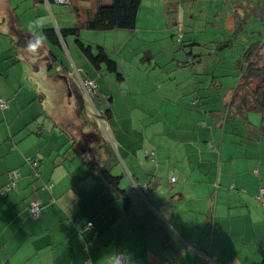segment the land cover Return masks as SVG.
<instances>
[{
	"label": "crops",
	"instance_id": "obj_1",
	"mask_svg": "<svg viewBox=\"0 0 264 264\" xmlns=\"http://www.w3.org/2000/svg\"><path fill=\"white\" fill-rule=\"evenodd\" d=\"M82 1H71L80 22L88 10L110 0ZM222 1L227 16L223 25L213 23L219 26L211 33L216 40V33L224 32L220 43L232 52L227 33L248 27L242 18L255 1L237 0L246 3L242 11L231 6L236 0ZM50 4L0 0V56L9 54L0 57V101L6 103L0 108V191L13 178L15 184L0 193V264H112L117 253L126 257L125 264H264V195L256 199L264 188V116L239 113L233 97L238 79L227 77L234 68L218 76L229 79L217 82L211 68L200 70L204 62H192L191 83L175 81L158 97L148 92L133 106L110 95V147L96 129L66 117L81 113L70 75L61 77L59 90L67 98V115L56 120L46 105L51 90L43 84L51 80L52 49L41 29L51 26L45 12H51ZM208 15L221 18V11L213 8ZM258 24L244 31L260 39L249 37L242 49L263 40L264 17ZM32 77L38 85L25 90L22 82ZM41 115L49 122L39 120ZM107 154L127 165L135 190L147 186L144 198L159 217L137 190L134 201L123 189L130 204L125 209L108 189L100 174ZM116 176L120 185L123 178ZM32 201L40 204L37 220L28 217ZM87 221L97 237L85 229Z\"/></svg>",
	"mask_w": 264,
	"mask_h": 264
},
{
	"label": "rangeland",
	"instance_id": "obj_2",
	"mask_svg": "<svg viewBox=\"0 0 264 264\" xmlns=\"http://www.w3.org/2000/svg\"><path fill=\"white\" fill-rule=\"evenodd\" d=\"M80 1L82 2L81 4H85L84 1ZM215 1L141 0L134 29H117L105 32L87 29L80 30L79 38L85 45H90L93 51H95L96 46L104 48L108 57L115 62L116 72L122 75V80H118L115 73L106 71L104 64L100 66V70H95L74 44L73 37H66L64 45L61 47L51 45L52 53L56 56V59L51 61V69L48 71L51 75V80L43 84V86L51 90L49 92L51 102L46 100V105L51 108L52 117L59 120V117L67 115L65 112L68 106L64 105V102L67 104V98L64 97L63 92L59 91L64 89L61 77L67 78V75H70L75 70L80 77L90 79L85 76L88 73L92 77L90 80L96 85L91 94L90 101L85 102V107L80 111L79 116L68 115L66 117L71 119L70 121H76L78 124L81 122L87 124V126L90 125L92 129H96L101 134V137L103 136V139L110 147H113L109 127L111 124L106 119L108 116L106 109H110L113 106V104L109 106L110 103H108L107 97L110 95L113 96L114 102L118 101L120 103L119 100L123 99L126 103L133 106L140 104L148 92H151L150 98L154 99L164 92L166 88H171L176 82L186 84L190 81L191 83V74H196V70H192L194 68L192 64H185L188 57L192 59V62H196V64L204 62V66L199 65L200 70L202 68L205 70L211 68L214 71L213 74L217 77V82L229 79L218 76L227 71L230 72L229 70L231 69L233 70V59H236L237 54L240 55L243 50L242 45L244 43V45L247 44L249 37H253L249 39L250 41H257L261 37L257 33L247 34L244 30L248 29L247 32H249L252 27L260 28L258 23L260 18L264 17V0L259 1L260 3L258 4L257 0H254L255 4L250 6L251 10H247V16L242 18L246 21L247 28H240V30L236 29V32L233 30L227 33V35L233 37L231 38V43L233 44L232 52L231 49L224 47L225 44L220 43L222 37L226 36L224 32L218 31L216 33V40L211 33L212 28L224 24L223 18L227 16L226 4L222 0L217 3ZM241 3L246 4L244 1L236 0L231 2V6L237 7L239 11H242ZM24 8L27 12L25 13V17H28L29 10L26 7ZM49 8H51V12L49 13L46 9L45 12L51 21V26L58 29L73 25L74 14L67 2L52 3L49 5ZM213 8L221 11V18L219 16L216 18L210 17L208 15V11ZM37 9L41 10L44 8L39 6ZM232 12L236 11L232 10ZM81 16H83L82 13ZM213 23H219V25ZM205 35L208 36V40L205 39ZM65 43L68 44V50ZM3 55L8 56L9 54L2 53L1 56L3 57ZM43 56L46 55L40 54V58ZM73 65L82 66L79 69ZM14 73H17L19 78H22L19 70ZM231 74L227 77H232V80L236 83L238 79L235 76L236 71L233 70ZM208 77L211 78L212 76L209 75ZM32 79L28 80L25 78L21 86L25 90L32 91L33 85H38L33 77ZM208 85L210 84L206 85V91L212 88ZM200 87H203L202 83H200ZM216 87H219V84ZM40 100L41 98L37 99L36 102L39 104ZM38 119L49 122L42 115ZM93 139L96 141L95 138ZM115 157L118 161L115 160L113 155L109 156L107 154L104 159V167L109 169L110 173L114 176L121 175L123 179L119 188L127 190L126 194L128 196L134 195V201H136V190L131 184V177L129 176L131 175V171L129 172L127 165L123 167L117 155ZM132 178L136 183L135 177L132 176ZM141 199L142 203L156 217H159L152 210L149 200L147 201L142 197ZM116 202L118 203L119 201ZM134 211L138 214L137 207H135Z\"/></svg>",
	"mask_w": 264,
	"mask_h": 264
},
{
	"label": "trees",
	"instance_id": "obj_3",
	"mask_svg": "<svg viewBox=\"0 0 264 264\" xmlns=\"http://www.w3.org/2000/svg\"><path fill=\"white\" fill-rule=\"evenodd\" d=\"M41 1L53 3V0ZM71 1L72 0H67V3L74 14L75 21L73 25L58 29L53 26L45 27L41 29L42 38L50 45L61 47L64 45L66 37H73L74 44L94 69H99L100 66L104 64L106 71L113 72L118 79H122V75L116 72L115 62L108 57L104 48L96 46L95 51H93L90 45H85L79 38V32L82 29L98 32L117 29H134L141 0H110L108 3L99 4L96 9L92 11L88 10L85 20L81 22L78 18V9L72 5ZM263 48L264 38L261 42L249 44L242 50L239 62L234 67L238 82L234 89L233 97L239 113L246 114L252 111H259L264 116V100L262 99L264 90V56L261 53ZM55 59L56 56L50 52V62ZM190 63H192V59L187 58L185 64L187 65ZM70 84L74 87L72 88V92L75 95L76 104L78 108L82 110L85 106L83 95L75 84L72 83L71 79ZM109 112V108L106 109L107 115H109ZM89 166L92 167L91 162ZM100 174L108 189L117 198H120L124 208L128 209L130 206L129 199L125 195L124 190L119 188V176L112 175L106 168H102Z\"/></svg>",
	"mask_w": 264,
	"mask_h": 264
},
{
	"label": "built area",
	"instance_id": "obj_4",
	"mask_svg": "<svg viewBox=\"0 0 264 264\" xmlns=\"http://www.w3.org/2000/svg\"><path fill=\"white\" fill-rule=\"evenodd\" d=\"M57 3H65L67 2V0H54ZM261 53L264 54V48L262 49ZM70 78L73 84H75V86L80 90V92L83 95L84 98V102L86 101H90V97L91 94L93 93L94 89L96 88V85L94 82H92L91 80L87 79V78H82L79 76L78 72L73 70V72L70 74ZM6 107V103L4 101H0V108L4 109ZM28 162L35 167L36 166V162L33 161L31 158L28 159ZM175 176L170 178L171 182L175 181ZM14 178L12 179V181L7 184L6 186H4L0 193L4 194L5 192H8L10 190H14L15 189V184L13 182ZM137 192L139 193V195L144 198V195L148 192V188L146 185H141L139 187H136ZM264 195V188H260L259 189V193L258 196L256 197V199H259L260 196ZM27 213L29 218H31L32 220H37L40 216V204L37 201H32L29 203L28 207H27ZM85 229L89 232L92 233L93 237L97 236V231L95 230L93 224L91 221H87L85 223ZM113 261H116V264H124L126 259L125 256L122 253H117L114 257H113Z\"/></svg>",
	"mask_w": 264,
	"mask_h": 264
},
{
	"label": "water",
	"instance_id": "obj_5",
	"mask_svg": "<svg viewBox=\"0 0 264 264\" xmlns=\"http://www.w3.org/2000/svg\"><path fill=\"white\" fill-rule=\"evenodd\" d=\"M66 3V2H65ZM262 99L264 100V90H263V93H262Z\"/></svg>",
	"mask_w": 264,
	"mask_h": 264
},
{
	"label": "clouds",
	"instance_id": "obj_6",
	"mask_svg": "<svg viewBox=\"0 0 264 264\" xmlns=\"http://www.w3.org/2000/svg\"><path fill=\"white\" fill-rule=\"evenodd\" d=\"M112 264H116V261H113Z\"/></svg>",
	"mask_w": 264,
	"mask_h": 264
}]
</instances>
